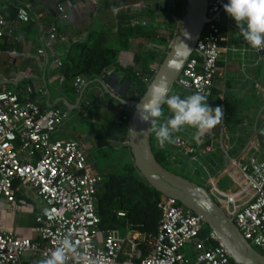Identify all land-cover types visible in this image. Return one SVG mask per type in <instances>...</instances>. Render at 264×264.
<instances>
[{"label":"crops","instance_id":"1","mask_svg":"<svg viewBox=\"0 0 264 264\" xmlns=\"http://www.w3.org/2000/svg\"><path fill=\"white\" fill-rule=\"evenodd\" d=\"M115 1H119V5L109 6ZM156 1H160L158 7H155ZM183 1L0 0V12L8 21L5 34L0 38V90L8 89L21 98L32 99L43 111L66 110L68 118L53 137L76 139L86 155L87 169L98 173L96 159L104 151L107 154L118 152L125 145L130 155L126 136L124 141L117 138L115 115L121 112L123 118L128 116L129 120L132 109L110 97L95 80L100 79L109 91L125 99H137L133 97L138 86L129 78L127 69L146 83L143 78L149 76L144 74L141 64L144 62L154 73L159 55H163L174 36ZM58 4L63 6L62 12L57 9ZM19 5L27 6L29 21L17 19ZM163 12L171 22L167 23L163 17L159 19ZM127 17H130V25L137 27L128 37L127 46L119 48L118 27ZM51 26L65 35L66 40L56 39L48 48L44 40ZM219 26L222 40L218 73L210 93L196 95L182 88L169 95L164 112L154 123L152 142L157 149H165L166 162L182 170L181 175L192 176L203 185L212 179L219 189L235 191L237 186L229 176L232 161L251 154L264 159V48L259 52L255 45L256 41L264 45V12L250 7L240 11L232 6L228 16L219 14ZM91 32H102L105 43L119 50L115 64L101 73L88 80L80 75L85 83H92L78 101L80 89L74 86V79L61 72L62 60L72 43L84 40ZM246 38L251 43H247ZM56 59L61 63L57 64ZM67 84L74 89L69 90L65 87ZM87 94L97 98V107L84 111L82 103ZM200 113L207 116L205 128L209 133L205 134L195 158H191L178 151L172 139L181 136L194 142L199 133ZM205 145L210 149L205 150ZM15 185L18 206L14 209L11 204L0 201V226L40 242L32 230L39 201L33 189ZM127 225L116 229L121 235L128 229L142 233ZM185 251L193 257L191 247ZM24 264H37V255L33 259L25 257Z\"/></svg>","mask_w":264,"mask_h":264},{"label":"built area","instance_id":"2","mask_svg":"<svg viewBox=\"0 0 264 264\" xmlns=\"http://www.w3.org/2000/svg\"><path fill=\"white\" fill-rule=\"evenodd\" d=\"M234 5L264 12V0H207L208 21L177 85L196 95L210 93L218 73L222 40L218 14L228 16ZM57 9L62 12L63 6L58 4ZM16 17L30 20L26 5L17 7ZM7 22L0 12V38ZM56 39L65 41L66 37L51 26L45 47ZM255 45L259 52L264 48L260 41ZM150 79L143 78L146 84ZM73 83L80 89L85 80L78 75ZM67 118L66 110L43 111L32 99L0 90V201L16 209L15 183L33 189L39 211L32 230L40 238V242L33 241L0 226V264H24L25 257L33 259L35 255L37 264H238L211 231L202 234L200 217L172 197H164L158 204L161 215L154 232L128 229L121 235L116 228L101 229L94 207L101 177L87 169L86 155L76 139L53 137ZM199 120L194 142L181 136L172 139L175 148L191 158L209 133L206 114L200 113ZM229 176L237 186L235 191L219 189L212 179L204 186L242 236L264 254V159L254 154L238 158L232 161ZM116 214L126 216L123 210ZM186 244L191 247L192 258L184 250Z\"/></svg>","mask_w":264,"mask_h":264},{"label":"water","instance_id":"3","mask_svg":"<svg viewBox=\"0 0 264 264\" xmlns=\"http://www.w3.org/2000/svg\"><path fill=\"white\" fill-rule=\"evenodd\" d=\"M159 2H154L155 7H158ZM234 6L243 11L242 6ZM206 11L207 0H184L183 12L174 36L166 45L149 83L137 99L128 100L109 91L100 79L95 82L110 97L131 107L126 132L127 144L133 165L145 181L165 197L174 198L191 213L198 215L236 263L264 264V254L242 236L233 219L214 200L208 189L163 166L157 161L151 148V131L157 114L173 86L177 84L186 60L196 49V43L208 21ZM91 83L92 81H88L82 85L78 101ZM61 100L66 103L64 98Z\"/></svg>","mask_w":264,"mask_h":264},{"label":"trees","instance_id":"4","mask_svg":"<svg viewBox=\"0 0 264 264\" xmlns=\"http://www.w3.org/2000/svg\"><path fill=\"white\" fill-rule=\"evenodd\" d=\"M117 5H119V1L109 3L111 7ZM121 24L118 27L119 48L127 46L128 37L133 34L137 27L130 25V17H127L124 24ZM104 40L105 36L102 32H91L84 40L72 43L62 60L61 72L64 76L74 79L75 76L81 75L85 80H88L94 75L101 73L106 67L115 64L119 48L108 46ZM162 56V54L159 55V61ZM141 68L144 74L149 77L152 76L153 72L145 66L144 62L141 64ZM127 71L131 81L138 86L133 98H138L142 95L146 83L140 77L137 78L131 73L129 68ZM65 87L69 90L74 89L69 84ZM166 101L163 104V109L167 106ZM82 106L84 111L96 108L97 98L92 94H87ZM160 113L157 114L156 120ZM122 115L121 112L115 115L117 121L115 132L118 134L117 138L120 141L125 140L128 121V116L125 119ZM155 128L156 124L152 127L151 136ZM151 148L157 161L167 167L165 149H157L152 142V138ZM119 152L125 155V158L120 157L113 161L112 169H102L97 173L101 177V181L95 191L94 207L96 214L100 218V228H122L128 223L139 231L154 232L158 227L161 215L158 204L165 196L153 189L139 174L133 165L131 155L127 153L125 145L118 149ZM103 153L107 154L106 151ZM118 210L125 211L126 216L118 217L116 214ZM209 232L210 229L204 224L202 234L206 235ZM210 243L216 244L217 242L210 241Z\"/></svg>","mask_w":264,"mask_h":264},{"label":"rangeland","instance_id":"5","mask_svg":"<svg viewBox=\"0 0 264 264\" xmlns=\"http://www.w3.org/2000/svg\"><path fill=\"white\" fill-rule=\"evenodd\" d=\"M183 3H184V1H183ZM183 3H182V5H183ZM180 13L182 12L181 10L179 11ZM179 12H177V13H179ZM160 16H159V19L161 20V18L163 17V19H166V21H167V23H169V22H171V20L170 19H168L167 20V17L165 16V15H167L166 13H160L159 14ZM230 20L231 21H234V19H233V17H231L230 18ZM246 41H247V43H251V41H250V39H247L246 38ZM182 89V87H179V86H177L176 84L173 86V88H172V90H171V93H170V95L172 94V93H176V92H178L179 90H181ZM184 90V89H183ZM186 90V89H185ZM167 103H168V100L166 101ZM164 107V106H163ZM163 107H162V109H161V113H160V115H162V113L164 112V109H163ZM160 115L158 116V117H160ZM86 124V123H85ZM151 138H152V136H151ZM125 155H122V153L121 152H112V153H108V154H105V153H103V154H99L98 155V158L96 159V164H97V168L99 169V170H102V169H112L113 168V165H114V162L113 161H115V160H117V159H119L120 157H122V158H125L124 157ZM127 157V156H126ZM166 166L169 168V169H171V170H173V171H175V172H177V173H179V174H182V170H180V169H178V167H176L175 165H172L171 163H167L166 164ZM187 176V175H186ZM189 178H191V179H195L194 177H192V176H189ZM190 247V245L189 244H186L185 245V247H184V250L185 249H187V248H189Z\"/></svg>","mask_w":264,"mask_h":264},{"label":"flooded vegetation","instance_id":"6","mask_svg":"<svg viewBox=\"0 0 264 264\" xmlns=\"http://www.w3.org/2000/svg\"><path fill=\"white\" fill-rule=\"evenodd\" d=\"M163 6V5H162ZM162 6L160 5L159 8H162Z\"/></svg>","mask_w":264,"mask_h":264}]
</instances>
